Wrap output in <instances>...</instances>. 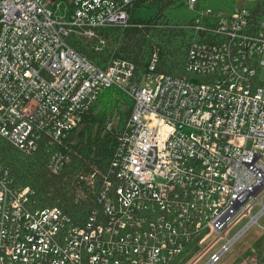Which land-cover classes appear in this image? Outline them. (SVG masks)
<instances>
[{
  "label": "built area",
  "instance_id": "1",
  "mask_svg": "<svg viewBox=\"0 0 264 264\" xmlns=\"http://www.w3.org/2000/svg\"><path fill=\"white\" fill-rule=\"evenodd\" d=\"M135 1L0 0V137L10 145L47 148L57 174L102 91L132 101L108 168L77 174L92 195L84 217L40 206L0 163V264H181L202 243L189 264H215L259 226L264 18L245 5L224 12L186 0L196 13L182 25L193 31L190 77L156 72V53L142 73L123 58L101 67L68 41L102 49V31L127 26ZM105 126H116L114 116Z\"/></svg>",
  "mask_w": 264,
  "mask_h": 264
},
{
  "label": "trees",
  "instance_id": "2",
  "mask_svg": "<svg viewBox=\"0 0 264 264\" xmlns=\"http://www.w3.org/2000/svg\"><path fill=\"white\" fill-rule=\"evenodd\" d=\"M185 1L136 0L129 10L127 26L102 31L109 43L100 50L73 36L68 41L101 67H105L111 58H123L134 64L136 73H142L156 53V72L190 77L185 70V60L193 31L182 25L192 22L196 13L186 7ZM246 2L244 5L250 9L254 20L264 18V0ZM234 6L235 0H198L199 9L230 12ZM131 104L132 101L115 88L102 91L84 114L81 125L70 133L69 161L57 174L48 168L47 148L41 147L34 154H27L2 137L0 163L9 170L15 182L34 190L40 206H58L74 219L84 217L93 205L92 195L78 180L77 174L104 172L108 168ZM115 111L119 117L117 124L107 129L106 119Z\"/></svg>",
  "mask_w": 264,
  "mask_h": 264
},
{
  "label": "rangeland",
  "instance_id": "3",
  "mask_svg": "<svg viewBox=\"0 0 264 264\" xmlns=\"http://www.w3.org/2000/svg\"><path fill=\"white\" fill-rule=\"evenodd\" d=\"M248 0H235V5H244ZM108 43L109 39L107 38ZM107 43V45H108ZM264 60V54L262 56ZM124 108V106H123ZM114 116L115 124H117L118 116L116 111L109 115L107 118ZM262 162L264 163V154L262 156ZM261 202L264 203V195L261 197ZM260 208V203L253 205L252 213L257 212ZM248 220V217L243 218L230 232L229 236L234 234L239 228H241ZM257 224L251 225L242 234V236L231 246L230 250L227 251L222 258L215 264H264V230L261 226H264V215L259 217ZM204 247V243L193 248L189 252L181 264H189L197 252H200ZM206 261V257L203 258L202 262Z\"/></svg>",
  "mask_w": 264,
  "mask_h": 264
}]
</instances>
